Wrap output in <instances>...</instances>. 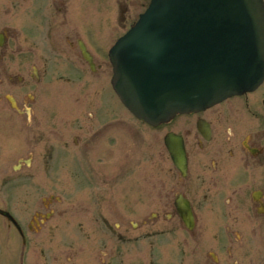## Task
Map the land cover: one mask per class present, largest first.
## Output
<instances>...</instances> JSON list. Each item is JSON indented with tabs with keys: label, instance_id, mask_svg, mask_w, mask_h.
<instances>
[{
	"label": "flooded vegetation",
	"instance_id": "af4514ba",
	"mask_svg": "<svg viewBox=\"0 0 264 264\" xmlns=\"http://www.w3.org/2000/svg\"><path fill=\"white\" fill-rule=\"evenodd\" d=\"M149 2L0 0V16L7 23L0 29V141L14 138L15 131H18L23 134L25 144L24 153L18 156L16 164L11 165L14 171L32 165L35 147L44 140L40 111L51 107V100L49 105L46 102L48 87L44 83L51 61H56L58 77L69 84L68 90L77 84L89 94V87L93 88L94 84L93 73L97 71L107 72L106 81L110 88V63L100 59L93 47L95 23L132 24ZM38 37L46 40L49 52L33 43L21 46L16 41ZM11 40L15 41L13 45H10ZM80 41L83 49L92 56L93 66L83 57ZM58 97L60 108L63 85ZM119 115L111 120L96 119L93 113H88L89 121L85 123L77 116L76 133L72 138L76 153L71 160L73 165L85 169L90 175L92 171L98 177L88 153L96 145L101 150L102 141L111 127L119 126V130H125L124 115ZM148 127L164 130L162 146L156 148L157 169L152 181L151 210L143 212L138 196L133 204L138 216L136 221H131L129 226V220L123 217L113 224L104 211L110 214V204H126L127 197L124 194L111 198L109 192L93 194L86 212L91 216L92 225L97 217L99 232L96 240L93 237L91 240L102 246L109 241L111 234L119 241L137 243L146 240L150 244L152 264L164 256L166 259L168 253H176L187 264L191 256L196 257L195 264H204L202 259L205 264L231 260L238 253L237 248L250 239V232L264 231V81L252 91L228 97L207 109L177 115L166 123ZM60 130L61 121L58 119L53 135L58 144L45 148L42 166L61 161L62 149H57L63 142ZM168 133H173L181 142L183 170L174 164L166 148L164 138ZM117 140L118 143L121 141L120 135ZM156 140L158 146V136ZM9 151L8 154L14 153L12 146ZM125 162V154L120 155L119 164ZM159 163L162 165L158 166ZM85 176L89 177L86 173ZM10 177V174L0 176L3 187L11 183ZM5 191H0V210L13 214V193L9 188ZM41 199L43 210L35 211L27 224V237L38 232L55 214L48 207L55 196ZM180 202L188 208L186 220L180 215ZM121 208L126 205L113 212L122 215ZM0 224L13 233L14 224L1 212ZM114 226L116 231L112 232ZM135 231L137 233L131 235ZM21 236L22 253L17 255V264H29L30 257L26 252L30 240L24 237V233ZM259 237L256 235L254 239L259 240ZM6 243L9 250L0 256V264H14V255L8 246L11 245L10 239H6ZM136 247L134 260L140 263L143 249L139 245Z\"/></svg>",
	"mask_w": 264,
	"mask_h": 264
},
{
	"label": "rangeland",
	"instance_id": "374dc122",
	"mask_svg": "<svg viewBox=\"0 0 264 264\" xmlns=\"http://www.w3.org/2000/svg\"><path fill=\"white\" fill-rule=\"evenodd\" d=\"M6 25L7 23L3 22L0 16V29ZM128 26V23H95L93 36L95 54L105 62L108 61L109 46ZM16 41L21 46L33 43L37 48L44 47L48 51L45 45L46 40L42 37ZM14 43L15 41L11 40L10 45ZM55 62L52 60L48 66L44 81L48 87L46 102L49 105L51 100V107L46 111L39 110L41 112L40 127L45 135H43V142L35 147V161L29 167H22L14 171L11 165L17 163L18 156L22 155L25 150L24 136L15 131L13 141L12 139L0 141V176L11 175V183L9 182L4 187L0 183V191L5 193L6 188H9L13 193V213L25 229L35 211L43 210L41 208L43 199L41 198L49 195L60 198L59 201L54 200L48 205L49 209L55 211L53 218L38 232L28 235L30 246L26 254H29L30 257L29 264H152L151 248L146 240H140L137 243L119 241L116 236L111 234L109 241L103 246L92 241L91 238L96 240L98 235L99 222L96 220L97 217H94L95 222H92V225L89 220L91 216L86 211L87 206L91 204L90 197L103 192H109L111 198L122 197L124 194L127 197L126 204L114 205L111 203L110 214L104 211L113 224L122 220L123 217L129 220V226L131 221H136L138 216L133 204L138 196L141 197L143 212L151 210L152 181L157 169L156 148L160 149L162 146L164 130H152L122 108L107 84V72L93 73V88L89 87V94H86V90L81 89L80 86L77 87V84H72L75 88L71 86L68 90L67 85L69 84L58 77L59 71ZM61 85H63V97L60 100V108H58L57 99ZM123 110L124 112H122ZM88 113H93L96 119L101 117L112 120L119 117V114H123L125 119V130H119V126L111 127L104 140L101 139V150L99 151L96 145L94 150L89 151L88 158L92 162L90 164L98 176L95 177L90 171L92 174L90 180L84 179L81 175V168L73 165L71 161L76 156L72 141L76 133L75 120L78 116L82 123L88 122ZM58 119L61 121L60 132L63 142L56 148L62 149L61 161L51 166H42L41 159L45 154V148L51 146L50 144H53V147L58 144L53 136L58 126ZM119 135L121 141L118 143ZM157 136L158 146H156ZM10 146L13 147V154H8ZM123 154L126 156V162L120 165V155ZM161 165V163L158 164V166ZM131 200H134V203H129ZM124 205L126 208H121L122 215L113 212ZM115 231L114 226L112 232ZM8 232L6 227H2L0 224V240L4 239V242H0V256L9 250L6 239H10L12 246L10 244L8 246L12 249L14 264H17V255L21 245L20 236L15 230L13 233ZM1 233H3L2 236ZM136 233L137 231L131 232V235ZM256 235H260L259 240L254 239ZM249 237L250 239L245 241L244 246L237 248L236 256L231 260L223 259L221 264H264V231L250 232ZM172 244L177 246V244ZM137 245L143 249L141 251L142 262L140 263L134 260ZM195 259V256H191L189 264H195ZM202 260L205 264V260ZM156 264L187 263L177 257L176 253H168L166 259L164 256Z\"/></svg>",
	"mask_w": 264,
	"mask_h": 264
},
{
	"label": "water",
	"instance_id": "95a60500",
	"mask_svg": "<svg viewBox=\"0 0 264 264\" xmlns=\"http://www.w3.org/2000/svg\"><path fill=\"white\" fill-rule=\"evenodd\" d=\"M110 57L113 87L137 117L158 124L204 109L264 79L263 0H152ZM165 144L183 170L181 142L168 134Z\"/></svg>",
	"mask_w": 264,
	"mask_h": 264
}]
</instances>
